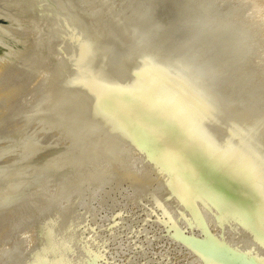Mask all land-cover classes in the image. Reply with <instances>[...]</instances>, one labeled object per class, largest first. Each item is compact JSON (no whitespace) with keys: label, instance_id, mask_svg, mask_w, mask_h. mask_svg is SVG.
Masks as SVG:
<instances>
[{"label":"rangeland","instance_id":"obj_1","mask_svg":"<svg viewBox=\"0 0 264 264\" xmlns=\"http://www.w3.org/2000/svg\"><path fill=\"white\" fill-rule=\"evenodd\" d=\"M36 2L52 54L0 62V120L51 156L0 264L264 261V0Z\"/></svg>","mask_w":264,"mask_h":264},{"label":"water","instance_id":"obj_2","mask_svg":"<svg viewBox=\"0 0 264 264\" xmlns=\"http://www.w3.org/2000/svg\"><path fill=\"white\" fill-rule=\"evenodd\" d=\"M51 54L36 0H0V62L34 71L47 65ZM50 156L40 139L0 120V209L40 196Z\"/></svg>","mask_w":264,"mask_h":264},{"label":"bare ground","instance_id":"obj_3","mask_svg":"<svg viewBox=\"0 0 264 264\" xmlns=\"http://www.w3.org/2000/svg\"><path fill=\"white\" fill-rule=\"evenodd\" d=\"M257 13H258V12H257ZM262 14H263V13H262ZM257 15H258V14H257ZM258 16H260V14H259ZM81 29H82V28H81ZM76 31H77V30H76ZM68 38H70V36H68ZM67 40L69 41V39L66 38V44H68V43H67V42H68ZM70 40H71V39H70ZM85 43H86V44H85ZM85 43H84V42H81V43H80V46H79V52H80V53H79L78 55H81V56L83 55L82 57L80 56L81 58L79 57V58L82 59L83 61H80V60H79L80 62L77 61V60L79 59V58H78V59L76 60V62H75V64L77 63L76 65H78V66H80V65H81V66H82V65H83V66H85V65H86V66H89V65L92 64V62H94V61L96 62V60L99 58V55H100V54L98 53L99 51L96 52L97 49L94 50L95 52L92 51V50H93L92 48L95 47V46H97L96 44H95V46H93V45L91 44L92 46L90 47V43H89L88 41L85 42ZM87 43H88L89 45H87ZM81 44H82V45H81ZM83 44L85 45V47H82V46H84ZM88 47L91 48V51H92V52L90 51L91 53L88 52V51L90 50ZM80 48H81V49H85V48H86V49L82 51V50H80ZM95 48H96V47H95ZM88 49H89V50H88ZM81 51H82V52H81ZM84 51H85V56H84V53H83ZM86 52H88L90 56L87 55L88 53H86ZM92 53H93V55H95L94 53H96L97 55L93 56V55H91ZM86 56H88V57H86ZM84 57H85V58H84ZM97 57H98V58H97ZM83 58H84V59H83ZM86 58H87V59H86ZM95 58H96V59H95ZM93 60H94V61H93ZM78 62H79L80 65L78 64ZM73 63H74V61H73ZM87 64H88V65H87ZM94 64H95V63H93L92 65L94 66ZM143 128H145V127H143ZM155 133H156V132H155ZM139 134H140V133H139ZM140 137H141V136H140ZM140 137H139V138H140ZM145 137H146V136H145ZM164 140H165V139H164ZM141 141H142V140H141ZM148 142L150 143V141H148ZM142 144H143V143H142ZM156 144H157V143H156ZM151 147H152V146H151ZM154 148H156V147H154ZM157 148H158V146H157ZM154 150H155V149H154ZM201 199H202V198H201ZM201 199H199V200L201 201ZM203 202H204V204H205L204 199H203L202 203H203ZM206 203H207V202H206ZM209 204H210V203H209ZM209 204H207V205H209ZM200 205L203 207L204 210L209 209V208L205 207L203 204H201V202H200ZM207 205H206V206H207ZM210 206H211V204H210ZM210 206H208V207H210ZM207 211H208V210H207ZM207 211H206V212H207ZM257 249L259 250V253H258L259 256H257V255H258V254H257V255H256V259H257V257L259 258V257L261 256L260 253H263V250H262L260 247L257 248ZM255 251L257 252V250H255ZM248 255L250 256L251 254H248ZM253 255H254V253H253ZM240 256H241V255H240ZM249 256H248V259L251 260V258H249ZM251 256H252V255H251ZM251 256H250V257H251ZM262 256H263V255H262ZM262 256H261V257H262ZM201 257H202V263H203V264H215V262H216V258H217L216 256H207V255H205V254H203ZM243 257H245L246 261H241V260H240V261H241V263H240V261H237V260L235 261V260H234L233 263H234V264H252V263L247 259L246 255L243 256ZM262 258H263V257H262ZM239 259H241V258H239ZM259 259H260V258H259ZM260 260H261V259H260ZM253 261H254V260H253ZM253 261H252V262H253ZM256 261H257V260H256ZM261 261H262V263H260ZM261 261H259V263H260V264H264V261H263V260H261ZM233 263L231 262L230 264H233ZM254 263H255V262H254ZM259 263H257V264H259Z\"/></svg>","mask_w":264,"mask_h":264}]
</instances>
